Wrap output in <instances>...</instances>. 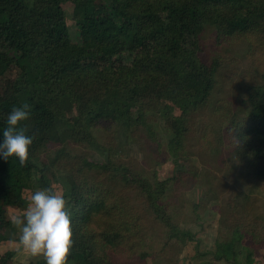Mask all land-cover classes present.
<instances>
[{
    "label": "trees",
    "instance_id": "trees-1",
    "mask_svg": "<svg viewBox=\"0 0 264 264\" xmlns=\"http://www.w3.org/2000/svg\"><path fill=\"white\" fill-rule=\"evenodd\" d=\"M106 1L105 7L95 0H0V142L12 106L24 102L32 108L21 126L28 135L38 132L25 166L15 156H0V243L18 242L6 211L26 208L31 179L39 189H53L46 174L59 173L67 186L73 232L68 264H142L145 256L176 264L184 242L195 240L174 230L177 218L168 209L173 184L193 181L198 174L188 156L174 153L188 135L196 133L217 159L221 150L229 152L231 166L250 185L264 189V0ZM64 2L72 5L76 41L69 37ZM205 26L212 28L217 44L244 40L255 62L252 78L242 86L241 117L218 113L225 109L221 100L212 103L219 62L198 56ZM208 106L209 117L224 123L204 122L198 133L194 118ZM157 117L164 121L174 156L173 173L162 180L155 168L145 173L95 140L96 128L113 135L122 120L128 133L141 125L150 145ZM91 143L105 151L104 162L64 150ZM150 155L156 165L158 159ZM205 155L199 154L201 164ZM127 186L134 192L130 198L120 191ZM227 210L212 257L252 264L264 248V222L235 217L246 209L230 205ZM154 224L166 229L158 246L152 244ZM11 254L0 255V262ZM25 264L45 261L40 257Z\"/></svg>",
    "mask_w": 264,
    "mask_h": 264
},
{
    "label": "rangeland",
    "instance_id": "rangeland-1",
    "mask_svg": "<svg viewBox=\"0 0 264 264\" xmlns=\"http://www.w3.org/2000/svg\"><path fill=\"white\" fill-rule=\"evenodd\" d=\"M101 2L105 7L108 5L106 0H95ZM62 8L65 13V22L68 28L70 40L76 41V31L71 16L72 5L64 2ZM213 30L209 26H205L200 34V44L202 49L199 50L198 56L202 60L208 61L211 57L216 58L219 62V69L215 75V81L212 89V103L221 100L225 109L219 110L218 113H228L231 116L241 117L244 115V104L240 102L242 95V86H244L252 77L251 65H253V57H250L247 45L244 40L239 39L230 42L215 43L213 39ZM253 62V63H251ZM255 66V65H254ZM8 75H13L10 71ZM199 112L195 116V129L200 133L203 123L209 126L222 125L224 121L220 119L212 120L209 117V110ZM126 121H120L116 131L111 135L104 128H96L94 135L98 144L110 146L115 151L112 154L114 158H119L125 162L131 159L132 166L143 169L145 173H150L155 168L156 178L162 180L171 176L173 173L172 152L167 146L170 135L166 132L162 117H157L152 124L155 133V141L151 144L144 139L141 125L138 129L128 133L125 129ZM207 126H205V132ZM193 131V128L191 129ZM127 135L129 137H125ZM205 135V134H204ZM145 141V142H144ZM98 146V145H97ZM91 143L87 145L74 146L69 149L64 148L66 152H74L75 154H86L84 157L92 162L100 163L105 161V151ZM174 153L180 154L181 157H187L192 160L197 167V177L194 180H184L173 184V189L168 195V209L177 218L175 220V231L179 233H189L193 235L195 240L185 241L180 253L177 254L176 264H200L201 262H211L212 264H231L222 260H214L212 252L215 249L214 240L217 236V229L220 227L219 220L226 219L230 205L234 206L235 211L246 209L244 215L235 216L237 219L242 218L249 220L252 217L261 218L264 222V189L262 186L250 185L241 175L237 168L231 166L229 157L221 150V158L217 159L209 148H203L201 141H198L197 134L188 135L183 141L182 146L175 150ZM156 156L158 163L154 165L152 156ZM199 154H206L202 158L204 162L201 164ZM41 156V155H40ZM221 160V161H220ZM34 162L38 164L39 159ZM57 173V172H54ZM36 177V176H35ZM49 184L53 190L63 193L67 192V186L60 174L51 176L46 174ZM32 192L39 189L35 187L36 180L31 179ZM125 198L132 197L134 192L131 186L122 187L120 189ZM31 192V193H32ZM175 207V208H174ZM174 208V211L172 210ZM22 211L8 209L6 216L11 219L15 214ZM148 221H150L148 219ZM228 223V222H227ZM3 227H0L2 230ZM166 229L158 224L153 225L152 244L158 246L157 242L162 240V234ZM223 235V234H222ZM151 233H148V241ZM236 249H238L236 247ZM172 250H174L172 244ZM241 250V249H239ZM242 252V251H241ZM169 256L173 259L172 251ZM34 258V257H33ZM243 259V253L237 255V260ZM164 264L165 258L160 257L153 260L149 256L143 257L142 264ZM166 264V263H165ZM172 264V261L169 262ZM252 264H264V248H260L255 254Z\"/></svg>",
    "mask_w": 264,
    "mask_h": 264
},
{
    "label": "clouds",
    "instance_id": "clouds-1",
    "mask_svg": "<svg viewBox=\"0 0 264 264\" xmlns=\"http://www.w3.org/2000/svg\"><path fill=\"white\" fill-rule=\"evenodd\" d=\"M32 106L24 102L13 105L6 118L0 142V156L5 160L15 156L20 166L29 160V148L38 132L28 135L21 122L29 118ZM18 231V251L32 257H42L45 264H68L73 246L71 212L63 193L51 188L30 193L26 208L10 219Z\"/></svg>",
    "mask_w": 264,
    "mask_h": 264
},
{
    "label": "crops",
    "instance_id": "crops-1",
    "mask_svg": "<svg viewBox=\"0 0 264 264\" xmlns=\"http://www.w3.org/2000/svg\"><path fill=\"white\" fill-rule=\"evenodd\" d=\"M19 243L15 241H5L0 243V255L6 251L11 250V256L6 259L4 263L0 264H25L28 261L38 259L40 257H32L28 252L20 250L18 251Z\"/></svg>",
    "mask_w": 264,
    "mask_h": 264
}]
</instances>
